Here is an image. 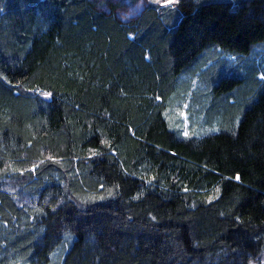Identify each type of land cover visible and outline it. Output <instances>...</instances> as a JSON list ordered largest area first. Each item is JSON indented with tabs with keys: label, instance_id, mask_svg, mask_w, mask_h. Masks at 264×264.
<instances>
[{
	"label": "trees",
	"instance_id": "trees-1",
	"mask_svg": "<svg viewBox=\"0 0 264 264\" xmlns=\"http://www.w3.org/2000/svg\"><path fill=\"white\" fill-rule=\"evenodd\" d=\"M261 53L264 0H0V264H264Z\"/></svg>",
	"mask_w": 264,
	"mask_h": 264
},
{
	"label": "rangeland",
	"instance_id": "rangeland-1",
	"mask_svg": "<svg viewBox=\"0 0 264 264\" xmlns=\"http://www.w3.org/2000/svg\"><path fill=\"white\" fill-rule=\"evenodd\" d=\"M162 4H171L177 0H153ZM254 60L255 65L257 68H260V71H262V76L264 75V53H261L257 58H250V59H244L241 58L240 61L235 58L234 62L235 64H240V66L244 67L243 63L250 65V61ZM245 69V67H244ZM242 76V80L245 81V77L243 72H240ZM197 80L194 79L191 82V90H195L197 86H195V82ZM194 86L196 88H194ZM188 91L187 93H184V95L179 99L173 101L174 103L169 106V109L166 112V116L171 124L172 127L178 128L180 130V133L184 136H191V135H198L203 134L206 131H215L218 127V124L216 121H214L212 124L207 125L204 124L203 121V113H198V108L201 106L199 103H197V99L193 100V92ZM2 188L8 189L9 191L13 192L16 196V199L19 203L25 204V205H32L34 203V198L25 195L22 191H20L17 187H14L13 185L9 184H3L1 186ZM261 256V257H260ZM258 258L260 260H263L264 262V253L260 255ZM262 258V259H261ZM250 264H257V263H250Z\"/></svg>",
	"mask_w": 264,
	"mask_h": 264
},
{
	"label": "bare ground",
	"instance_id": "bare-ground-1",
	"mask_svg": "<svg viewBox=\"0 0 264 264\" xmlns=\"http://www.w3.org/2000/svg\"><path fill=\"white\" fill-rule=\"evenodd\" d=\"M262 258H264V257H262ZM262 258H261V259H262ZM261 261H263V260H261Z\"/></svg>",
	"mask_w": 264,
	"mask_h": 264
},
{
	"label": "snow or ice",
	"instance_id": "snow-or-ice-1",
	"mask_svg": "<svg viewBox=\"0 0 264 264\" xmlns=\"http://www.w3.org/2000/svg\"><path fill=\"white\" fill-rule=\"evenodd\" d=\"M237 179H239V177H237Z\"/></svg>",
	"mask_w": 264,
	"mask_h": 264
}]
</instances>
